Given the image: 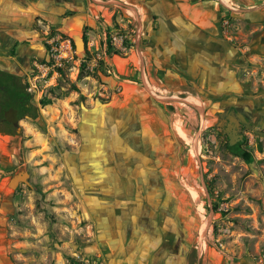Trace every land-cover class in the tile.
Instances as JSON below:
<instances>
[{
	"label": "rangeland",
	"instance_id": "obj_1",
	"mask_svg": "<svg viewBox=\"0 0 264 264\" xmlns=\"http://www.w3.org/2000/svg\"><path fill=\"white\" fill-rule=\"evenodd\" d=\"M214 1L232 7L215 41L264 38V0ZM128 7L0 0V70L52 100L0 134V264H264L263 85L242 92L243 160L225 133L235 93L189 75L158 43L160 16L143 26ZM21 171L28 184L10 189Z\"/></svg>",
	"mask_w": 264,
	"mask_h": 264
},
{
	"label": "crops",
	"instance_id": "obj_2",
	"mask_svg": "<svg viewBox=\"0 0 264 264\" xmlns=\"http://www.w3.org/2000/svg\"><path fill=\"white\" fill-rule=\"evenodd\" d=\"M125 1L129 2L128 9L138 16L143 26L149 25L150 20L142 19V14L152 19L159 15V21L167 30L161 31L158 43H172L169 58L184 65L189 75L208 77V81L203 78L208 90L235 93L231 107H236L246 122V109L252 102L243 97V90L250 93L253 90L260 91L261 85L264 87L263 36L256 42L247 43L241 32H238V36L230 37L234 47L227 41H215L211 35L219 33V24L227 22L222 19L223 14L232 10L224 3L222 7L221 0L218 5L214 0ZM253 13L257 24L258 17ZM154 40H157V36ZM244 75L246 79H243ZM259 102L264 103L263 100ZM255 107L260 108L259 105Z\"/></svg>",
	"mask_w": 264,
	"mask_h": 264
},
{
	"label": "trees",
	"instance_id": "obj_3",
	"mask_svg": "<svg viewBox=\"0 0 264 264\" xmlns=\"http://www.w3.org/2000/svg\"><path fill=\"white\" fill-rule=\"evenodd\" d=\"M53 35L52 29L48 38H53ZM82 38L86 55H89L84 34ZM43 45L46 53H51L52 46L45 41H43ZM55 68L56 72L62 76L63 70L59 67ZM51 103L52 100L44 96L37 104L34 100L33 90L23 77L0 70V134L15 133L19 128V122L22 120L31 122L39 120L41 117L40 109ZM229 150L234 156L243 160L249 158L238 145L229 147Z\"/></svg>",
	"mask_w": 264,
	"mask_h": 264
},
{
	"label": "flooded vegetation",
	"instance_id": "obj_4",
	"mask_svg": "<svg viewBox=\"0 0 264 264\" xmlns=\"http://www.w3.org/2000/svg\"><path fill=\"white\" fill-rule=\"evenodd\" d=\"M226 112V111H225ZM223 115L226 116V118L223 116L222 118L228 119L226 122V127L231 124L232 126L235 127V132L237 134V136H241L242 137V142L237 143L236 145H232L231 147H235V146H240L241 144L244 143L245 141V136L242 132V129H246L251 130V126H249L248 124H246L247 122H245L243 120V118L240 116V113L238 111V109L236 107H230L226 113L223 112ZM226 129V128H225ZM252 131V130H251ZM256 133V131H254ZM226 133V132H225ZM227 137V134H226ZM227 144H228V137H227ZM229 146V145H228Z\"/></svg>",
	"mask_w": 264,
	"mask_h": 264
},
{
	"label": "water",
	"instance_id": "obj_5",
	"mask_svg": "<svg viewBox=\"0 0 264 264\" xmlns=\"http://www.w3.org/2000/svg\"><path fill=\"white\" fill-rule=\"evenodd\" d=\"M244 120V119H243ZM226 134L228 137V145L229 147L232 145H236L237 143L242 142V137L241 136H237L236 132H235V127L232 126L231 124H229L226 129ZM28 173L21 171L18 172L17 174H15L14 176H12L9 181H8V187L12 190L16 189V187L19 184H28ZM14 181V185H12V182Z\"/></svg>",
	"mask_w": 264,
	"mask_h": 264
},
{
	"label": "bare ground",
	"instance_id": "obj_6",
	"mask_svg": "<svg viewBox=\"0 0 264 264\" xmlns=\"http://www.w3.org/2000/svg\"><path fill=\"white\" fill-rule=\"evenodd\" d=\"M70 24H73V23H70ZM73 38L75 39V41H77L76 44H77L78 48H80L82 46L81 41H80V36L79 35H73ZM36 51H37V49H36ZM198 104L199 103H197V105ZM57 115H58V112L56 111V109L54 107H48L46 110H44V116L46 118H48L51 122L57 117ZM28 133H30V132H28ZM33 138H34V143L42 148L41 151L47 150L46 140L41 135L35 134ZM12 185H14V181L12 182ZM14 186H16V185H14Z\"/></svg>",
	"mask_w": 264,
	"mask_h": 264
}]
</instances>
